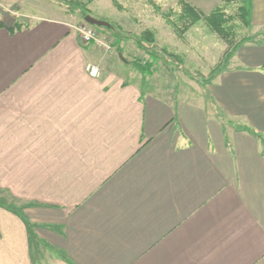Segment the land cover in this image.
<instances>
[{
    "label": "crops",
    "instance_id": "crops-1",
    "mask_svg": "<svg viewBox=\"0 0 264 264\" xmlns=\"http://www.w3.org/2000/svg\"><path fill=\"white\" fill-rule=\"evenodd\" d=\"M14 2L0 0V264H264V37L200 100Z\"/></svg>",
    "mask_w": 264,
    "mask_h": 264
},
{
    "label": "rangeland",
    "instance_id": "rangeland-1",
    "mask_svg": "<svg viewBox=\"0 0 264 264\" xmlns=\"http://www.w3.org/2000/svg\"><path fill=\"white\" fill-rule=\"evenodd\" d=\"M186 1L196 6L193 0ZM202 1L206 2L205 6L199 4L200 7H196L205 14L225 5L227 13L233 17L231 23L236 24V34L233 37L235 42L253 35L252 25L250 27L243 25L237 15L236 4L228 5L224 0ZM15 4L22 5L26 12L30 10L50 12L79 23L86 22L81 16L84 11L98 19L108 21L116 26L120 35L124 36L121 44L124 55L130 59L146 57L144 50L136 46L130 35H139L146 29L153 30L157 41L155 49L162 57L158 63L157 75L163 77L161 80L167 87L174 90L186 89L189 96L198 97L200 100L203 98V91L205 94L208 92V88L203 87L200 76L209 77L229 47L228 43L210 29L205 20L191 25L183 32L184 21L179 18L182 12L181 0H16L13 6ZM168 13L177 27L169 22L165 15ZM96 29L110 42L115 41L114 33L110 29L98 26ZM259 35V39L262 40L264 33ZM163 48H167L168 52ZM195 91L198 96L193 94Z\"/></svg>",
    "mask_w": 264,
    "mask_h": 264
},
{
    "label": "trees",
    "instance_id": "trees-1",
    "mask_svg": "<svg viewBox=\"0 0 264 264\" xmlns=\"http://www.w3.org/2000/svg\"><path fill=\"white\" fill-rule=\"evenodd\" d=\"M226 4H236L237 5V15L241 18L243 25L250 27L252 25V8L253 0H224ZM182 12L179 18L184 21V27L182 29L185 32L191 25L198 23L201 20H205L206 24L210 27L212 31L217 33L226 43H228V50L224 53L223 59L212 69L209 77L204 78L200 76L201 83L205 89L208 88L213 80L225 69H227L230 64L231 58L237 52V50L244 43L248 41H255L257 43H262L261 39L255 36H245L241 40L235 42L233 39L236 34V24L231 23L233 17L227 13L225 5L218 6L212 10L209 14L203 13L198 7L192 5L186 0H181ZM88 13L86 11L82 12V18H84ZM169 22L177 27L174 21H171V14H165ZM22 26V24H20ZM113 31L115 41L112 44L115 46L116 50L124 56V49L121 44L124 36L119 33V30L115 25L106 27ZM130 38L134 41L139 49L144 50L146 53L145 58L136 57L133 59H126V62L134 66L142 74V84L147 83V78L152 76L158 68V63L161 60L160 53L155 49L157 45L155 32L150 29H146L139 35L131 34ZM165 52H168L167 48H163ZM174 63H172L173 65ZM171 66V64H170ZM208 95L209 93L206 92ZM221 113V112H220ZM260 137L261 135L258 134Z\"/></svg>",
    "mask_w": 264,
    "mask_h": 264
},
{
    "label": "built area",
    "instance_id": "built-area-1",
    "mask_svg": "<svg viewBox=\"0 0 264 264\" xmlns=\"http://www.w3.org/2000/svg\"><path fill=\"white\" fill-rule=\"evenodd\" d=\"M81 40L85 43H94L105 51H112L113 44L106 37H103L95 26L88 22L78 23L75 26ZM87 71L93 76L100 75V68L97 65L88 64L86 67Z\"/></svg>",
    "mask_w": 264,
    "mask_h": 264
},
{
    "label": "water",
    "instance_id": "water-1",
    "mask_svg": "<svg viewBox=\"0 0 264 264\" xmlns=\"http://www.w3.org/2000/svg\"><path fill=\"white\" fill-rule=\"evenodd\" d=\"M84 20L93 26H98V27H110L111 26V23H109L108 21L98 19L90 14H87L84 17Z\"/></svg>",
    "mask_w": 264,
    "mask_h": 264
}]
</instances>
